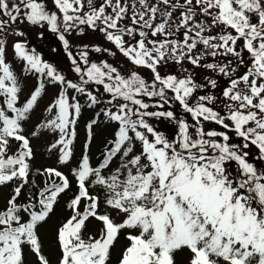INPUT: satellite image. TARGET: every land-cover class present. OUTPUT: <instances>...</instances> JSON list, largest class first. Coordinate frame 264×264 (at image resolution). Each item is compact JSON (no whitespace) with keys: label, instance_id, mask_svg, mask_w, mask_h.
Instances as JSON below:
<instances>
[{"label":"snow or ice","instance_id":"snow-or-ice-1","mask_svg":"<svg viewBox=\"0 0 264 264\" xmlns=\"http://www.w3.org/2000/svg\"><path fill=\"white\" fill-rule=\"evenodd\" d=\"M47 3L0 0V32L17 23L46 25L62 42L79 77V83L66 79L35 48L17 40L14 56L38 79L20 105L22 89L6 62L5 40L0 39V186L19 182L6 208L0 209V264H24L25 246L39 264H49L38 228L47 222L59 196L71 188L64 173L45 168L40 173L47 177L43 186L26 203L17 202L30 182L34 157L24 123L46 81L59 84L60 90L46 108L54 115L37 128L58 136L50 150L58 148L61 164L74 156L82 112L78 96H70V90L92 108L102 102L101 94L86 86L101 85L112 106L101 112L116 124L98 164L92 165L86 142L70 170L78 191L67 203L70 218L57 230L58 264H108L110 250L125 229L138 234H127L130 244L119 264H174L173 254L183 249L191 253L189 264H264V0H100L98 6L96 0H52L55 10ZM81 26L103 33L133 66L150 70L151 81L136 70L124 75L104 60L90 62L88 45L74 54L66 34L74 29L83 33ZM15 35L26 32L16 30ZM38 35L43 38L44 33ZM239 41L243 43L238 49ZM91 50L115 54L99 46ZM207 57L228 59L205 62ZM169 61L179 66V74H162ZM185 61L193 70L184 67ZM241 68L244 71L238 72ZM195 69L227 78L219 97L196 95L200 89H217L218 80L205 75L204 83H198ZM144 97L156 99L150 104ZM173 102L193 123L177 117ZM165 105L169 110H163ZM152 119L174 123L172 136L159 131ZM97 122L92 119L86 125L89 141ZM206 123L224 131L206 129ZM229 132L240 143L232 142ZM13 141L18 147L9 154ZM89 184L106 193L104 203L124 215L122 222L98 214L100 196L90 193ZM82 201L87 203L81 212ZM90 218L102 222L103 228L98 237L84 238Z\"/></svg>","mask_w":264,"mask_h":264},{"label":"rangeland","instance_id":"rangeland-1","mask_svg":"<svg viewBox=\"0 0 264 264\" xmlns=\"http://www.w3.org/2000/svg\"><path fill=\"white\" fill-rule=\"evenodd\" d=\"M11 2H15V0H10ZM100 0H96V5L98 6ZM129 3H131V0H128ZM47 6L49 10H55L53 7L52 0H48ZM86 10V9H85ZM131 13H129V16ZM1 18V16H0ZM202 18V17H201ZM130 22V21H127ZM125 23V22H122ZM84 28L83 33H79L76 29H74L72 32L66 34V38L70 41V50L75 54L82 46L88 45L89 46V59L90 62H97L99 63L101 60L107 61L108 63L112 64L113 66L118 67V69L122 72V74L127 75L130 71L136 70L138 73L148 80L151 81V73L150 70L146 68H136V66H133L125 57L122 56V54L119 53V51L115 48V46L108 42L104 34L101 33L98 30H91L88 29L86 26H81ZM16 30H23L26 32L25 36H17L15 35ZM40 32H43V38H41L38 34ZM219 32V29L215 30L213 34H216ZM176 38H182L181 36H177ZM0 39L5 40L6 45V52H5V59L6 62L10 64L12 71L16 75L18 82L21 86V92L19 93V104L22 105L26 99L30 96L31 92L34 90V88L38 84L37 77L30 72H25L22 69V66L24 65V62L16 58L14 56V42L19 41H26L29 48H35L36 51L41 55L42 59L50 64H52L62 75L66 77V79H70L73 82L79 83V77L75 74L73 71V66L71 65L70 60L67 57V54L63 48L62 42L59 41L57 35L51 33L47 26L45 25L44 28H41L39 26H30L28 24H19L15 26H10L7 28L4 32H0ZM127 39V38H126ZM243 41H239L237 48L239 49L240 45H242ZM92 46H99L101 48H108L111 49L114 55H109L108 53H96L91 50ZM202 47V46H201ZM245 56L247 57V53L245 52ZM228 58H212L207 57L205 62H218L220 60H223V62H227ZM78 60V57H77ZM83 67V65H82ZM184 67L191 69L192 66L187 63V61L184 62ZM197 75L196 79L198 83H204L203 76L205 75H213V74H207L208 70L205 69H195ZM244 69L241 68L238 70V72H243ZM162 74L168 73V74H179V66L176 65L174 62L169 61L168 66L161 69ZM218 75V74H217ZM217 75H215V79L218 80V88L217 89H200L197 91L196 95L201 94H214L218 97L220 96V92L223 89V87L227 86V78H217ZM78 78V79H77ZM88 90L93 91L94 94L96 93L97 89H99V92L101 94L100 98L102 99V102L96 106V108H100L101 106H104L107 99L110 98L108 94L103 93V88L101 85H95L90 84L86 86ZM60 90L59 84H51L48 82H45V89L42 92L41 98L38 99V103L35 106L34 110L30 114V119L24 123V134L30 139V146L33 149L34 157L30 160V168L31 171L37 170V169H44L47 168H55L58 170H61L65 173V175L72 180L74 183V177L71 174V169L73 167L77 166V163L79 159L83 155V145L87 142L90 144V160L92 165L97 160L99 155L102 153V148L105 145L107 141L113 138V130L116 128V124L114 122H109L106 120V118L103 116V113H100L99 117H96L98 120L97 124L93 126L92 129V138L89 141L88 140V134L86 130V125L95 117L94 110L97 111L96 108H89L87 107V100L85 97L79 96V94H76L80 100L82 112L80 117L78 118V123L76 125V138L74 139V156L71 159L70 163L67 164H61L58 160V148L57 149H51L50 145L55 142V140L58 138L57 135L53 134L50 130L44 129V128H37V125L42 124L46 122L47 119H50L53 114H49L46 112V108L49 104L53 102V100L57 97L58 92ZM200 92H202L200 94ZM74 91H69V95H73ZM145 102H148L150 104L154 103V100L156 98L149 99L147 97L143 98ZM2 100V98H0ZM123 102V101H117L116 103ZM112 107V106H111ZM217 110L219 109V106H216ZM116 109L113 107V111ZM149 110H158L156 108H150ZM163 110H169L168 106L165 105ZM172 110L175 111L177 117H183L186 118L189 123H193L191 121L190 116L185 114L183 110L180 108L178 103L173 102L172 103ZM98 112V111H97ZM150 123H152L159 131L164 132L168 136H172L173 132L175 131V125L172 122L166 121V120H150ZM206 129L208 128H217L219 129V126L214 124H205ZM224 131V129H219ZM36 131L37 135L35 137L31 136V132ZM230 136L233 137L234 143H240L238 139L234 137V133L229 132ZM16 149V144L12 142V147L10 149V152H13ZM257 150L254 148L252 149V152L255 153ZM9 152V153H10ZM250 161L252 160V156L249 157ZM259 167V165H257ZM115 167V165H114ZM234 167V166H233ZM19 183V182H18ZM89 190L93 194H98L100 196V205L98 208V214H109L110 218L113 219L114 222L120 223L124 219L123 214H117L116 211L110 209L105 203L104 198L106 196L105 192H102L98 187H94L91 184L88 185ZM9 187V184L7 186H0V197H6L7 188ZM74 190L76 191V187H74ZM64 194L60 195L59 201L57 204V212L56 214L52 215L47 219L46 223H42L38 228V234L40 235L42 241H43V250L50 253V255H53V261L50 262V264H58L59 258H60V249L58 246L57 241V230L59 226L61 225L59 221V215H63L66 212L64 207ZM4 198L2 199V202H4ZM80 211L82 212V206L80 205ZM69 213V212H68ZM71 216V212L69 213ZM103 228L102 222L96 220L95 218H90L86 222V227L83 230L84 238H87L89 235H92L94 237H98L100 234V231ZM131 232L132 234H138V230H122L118 236V238L115 240L113 247L110 250V259L108 261V264H119V260L122 256V252L124 249L130 244V241L126 239L127 234ZM178 252V254H177ZM118 254L119 259L116 263V260L113 261V256ZM177 260L176 264H189L191 253L187 249L183 250H177L176 254ZM174 255V256H175ZM29 262L30 264H36V259L34 258L33 253L28 254ZM112 260V262H111Z\"/></svg>","mask_w":264,"mask_h":264},{"label":"trees","instance_id":"trees-1","mask_svg":"<svg viewBox=\"0 0 264 264\" xmlns=\"http://www.w3.org/2000/svg\"><path fill=\"white\" fill-rule=\"evenodd\" d=\"M1 18H2V16H1ZM22 69L24 70V65L22 66ZM190 70H193L192 68L190 69ZM195 71V70H194ZM26 71L24 70V73H25ZM196 72V71H195ZM210 72L209 71H207V74H209ZM210 74H213V75H211L212 76V78H215V75H217V73H210ZM36 76V75H35ZM37 77V76H36ZM217 78H220V76L219 75H217ZM222 78H224V77H221V79ZM78 79V78H77ZM38 80V79H37ZM47 82V81H46ZM79 82V81H78ZM51 84H55V83H51ZM199 91V90H198ZM202 92H200V94H201ZM73 95H76V93H74ZM108 107H111V105H108L107 103H105L104 104V106H101L100 108H96V106H94V107H92L93 109L94 108H96L97 109V111H95L94 110V112L97 114V113H102L101 112V109H104V108H108ZM13 143H15L16 144V148L18 147V144H17V142H15V141H13ZM107 143H108V141L105 143V145L103 146V148H102V153H103V151H104V149H105V147L107 146ZM16 150V149H15ZM14 150V151H15ZM13 151V152H14ZM12 152H10L9 154H11ZM102 153L99 155V157L97 158V160L94 162V164H93V166H96L97 164H98V162L102 159ZM45 168H47V167H45ZM44 168V169H45ZM50 168H52V167H50ZM58 170V169H57ZM42 171H43V169H37V170H33V171H31V174H30V176H29V184L27 185V186H25V188L22 190V196L21 197H19L18 198V203H20V204H24V203H26L27 202V198L30 196V195H32L35 191H37L38 189H39V187H42L43 186V184H44V182H45V180L47 179V177L46 176H43V175H41L40 173H42ZM59 171H61V170H59ZM62 172V171H61ZM62 173H64V172H62ZM65 174V173H64ZM69 179V181H70V183H71V188L69 189V190H67L65 193H64V200H65V203H64V207H65V210H66V212L67 213H65V214H63V215H59V221H60V223H61V225H62V223L63 222H66V220L68 219V218H70V212H71V210L70 209H68L67 208V203L70 201V199L71 198H73L74 197V194H76V192L78 191V189H77V185H76V181L74 180V183L72 182V180L70 179V178H68ZM35 182L34 184L32 183V182ZM17 184H18V181H13L12 183H10L9 184V187L7 188L8 190H7V192H6V197L4 198V197H0V209H4V208H6V206H7V200L11 197V195L13 194L12 193V189L15 187V186H17ZM74 187H76V191L74 190ZM91 193V192H90ZM92 194V193H91ZM4 198V202H2V199ZM60 198V197H59ZM59 198H58V201H59ZM85 203H87V201H82V203H81V206H82V209L84 208V204ZM57 204H58V202L54 205V211L50 214V217L52 216V215H54V214H56V212H57ZM69 212V213H68ZM60 225V226H61ZM59 226V227H60ZM38 238H39V241H40V243H41V246H42V254L49 260V264H50V262H52L53 261V255H50V253H48V252H46V251H44L43 250V241H42V239H41V237H40V235L38 234ZM29 253H31V251H30V249H29V247L28 246H25V248H24V264H30V262H29V258H28V254ZM176 254V252L173 254V259H174V264H176V260H177V255H175ZM177 254H178V252H177ZM33 255H34V258L36 259V264H39V262H38V258L35 256V254L33 253ZM175 255V256H174ZM114 258H113V261L114 260H116V263H117V261H118V259H119V255L118 254H115V255H112ZM111 262H112V260H111Z\"/></svg>","mask_w":264,"mask_h":264}]
</instances>
